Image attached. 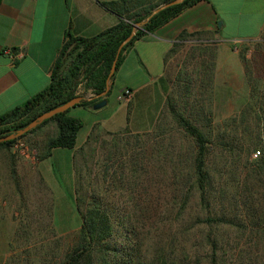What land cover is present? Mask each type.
Wrapping results in <instances>:
<instances>
[{
    "label": "rangeland",
    "instance_id": "374dc122",
    "mask_svg": "<svg viewBox=\"0 0 264 264\" xmlns=\"http://www.w3.org/2000/svg\"><path fill=\"white\" fill-rule=\"evenodd\" d=\"M215 49L213 44L187 46L174 53L176 73L168 94L175 99L177 110L194 124L204 129L212 128L214 133L225 131L226 136L234 135L242 142L250 136L264 142V40L235 48L239 57L241 53L246 55L248 71L256 77L254 92H251L246 75L239 78L216 74ZM241 62L246 72L242 59ZM141 105L138 102L136 112L142 110ZM54 126L53 122H48L35 132L19 137L27 147L26 153L18 150L16 140L8 147L0 146V264H54L61 259L78 231L58 233L61 230L53 225L48 208L54 209L56 224L67 221L64 219L70 216L69 202L59 193L65 188V182L50 181V188L35 168L36 159L43 153L42 145L54 133ZM92 139V144L102 145L94 153L89 151L91 167H88L84 181L90 186L86 196L94 192L104 204L121 207L118 212L139 218L138 231L159 230L162 219L175 215L170 203L173 182L181 186L184 181L180 176H173L172 165L166 160L165 153L176 161H183L177 164L178 167L188 169L195 149L192 137L165 105L149 131L121 132L115 136L104 134L103 137L99 134L93 135ZM257 154L256 150L248 153L245 148L241 153L231 155L227 150L211 146L210 158L212 166L222 172V177L215 173L220 181L233 187L247 178ZM93 161L96 162L94 166ZM53 164L54 172L59 174L57 165ZM106 165H110L107 172L104 171ZM133 168L139 169L134 172ZM257 186L255 194L258 198L249 205L263 213L264 183ZM135 200L139 208H135ZM239 206L241 213L246 212L242 199ZM195 210L193 201L187 209L188 214L186 211L187 216L196 213ZM68 222L80 224V219H69ZM234 234L227 233L229 238H234ZM252 243L247 235L240 239L243 251L250 248L259 256L264 245ZM233 245L231 242V251ZM246 257L245 254L244 264H260L256 260L248 263Z\"/></svg>",
    "mask_w": 264,
    "mask_h": 264
},
{
    "label": "trees",
    "instance_id": "16d2710c",
    "mask_svg": "<svg viewBox=\"0 0 264 264\" xmlns=\"http://www.w3.org/2000/svg\"><path fill=\"white\" fill-rule=\"evenodd\" d=\"M166 1L168 0H162ZM197 1L199 0H183L159 10L146 20L157 5L153 4L136 13L133 18L126 14L127 20L121 19L117 24L89 37L68 32L54 63L49 84L25 102L0 115V137L24 127L39 114L77 95H96L102 92L117 48L130 34L134 23L145 20L131 40L122 47L116 68L126 47L145 34L154 32ZM124 3L125 0H120L106 5L112 8L116 6L115 9L121 13V7L125 8ZM183 36L186 33H182L181 37ZM240 57L247 68L245 75L251 84V92H254L256 77L253 72L248 71L246 55L241 53ZM79 82H83L82 91L77 93ZM109 92L110 88L106 95ZM99 99L100 97L84 99L78 104L92 106ZM166 105L195 144L191 164L186 170L177 166L182 160L176 161L169 153H165L166 160L172 165L173 176H180L184 180L181 186L176 182L172 185L170 203L175 215L162 219L161 224L164 226L161 225L162 228L157 231L152 228L138 231L139 218L118 212L121 207L104 204L94 192L81 196L80 202L84 205L80 212V227L61 259L54 264H240L244 262L245 254L248 263L256 260L264 264V246L258 253L259 256L250 248L249 251H243L240 247V239L245 235L250 237L252 244L258 242L264 245V212L259 213L254 205H249L258 198L257 184L264 183L263 140L250 136L242 142L234 135L226 136L225 131L214 133L212 128L204 129L177 110L175 99L169 94ZM68 110L43 120L19 137L53 122L56 133L47 139L43 155H49L54 147L73 148L83 122L69 116ZM19 137L2 141L0 146L8 147ZM211 146L227 150L231 155L241 153L245 148L248 153L258 151L247 178L241 184L231 187L226 181H220L222 172L211 164ZM84 162L88 160L84 158ZM109 166L106 165L104 171L107 172ZM138 169L133 168V171ZM241 199L246 210L243 213L239 206ZM193 201L196 213L187 216V209ZM134 202L135 208H139L138 201ZM78 206L80 208V204ZM48 214L51 215V207L48 208ZM228 231L234 232L235 237L229 238ZM231 242L235 244L233 251L230 248Z\"/></svg>",
    "mask_w": 264,
    "mask_h": 264
},
{
    "label": "crops",
    "instance_id": "0c3cea01",
    "mask_svg": "<svg viewBox=\"0 0 264 264\" xmlns=\"http://www.w3.org/2000/svg\"><path fill=\"white\" fill-rule=\"evenodd\" d=\"M113 1L120 0H0V115L47 87L68 32L93 36L121 19L127 20L126 14L133 18L146 7L163 3L125 0L121 14L116 6L106 5ZM182 33L186 36L181 37ZM261 39L264 40V0H199L126 47L110 79L109 94L99 99L106 103L99 108L78 103L69 108L68 112L73 113L67 114L83 122L75 146L54 147L44 156V142L43 153L36 159L35 168L48 187L51 188L50 181L65 182L59 193L69 202L70 216L64 219L66 222L56 224L51 209L53 225L61 230L58 233L67 234L80 227L68 221L80 219L81 223L84 203L80 197L88 194L90 185L84 177L91 167L84 158L89 160V151L94 153L102 145L92 144V136L139 133L155 126L174 81V53L187 46L213 44L216 74L244 78L235 48ZM14 53H20V57L12 58ZM125 88L131 94L127 100H119ZM138 102L142 104L141 112H136ZM55 133L54 126L51 136ZM53 162L59 174L54 172Z\"/></svg>",
    "mask_w": 264,
    "mask_h": 264
},
{
    "label": "water",
    "instance_id": "95a60500",
    "mask_svg": "<svg viewBox=\"0 0 264 264\" xmlns=\"http://www.w3.org/2000/svg\"><path fill=\"white\" fill-rule=\"evenodd\" d=\"M182 1L183 0H168L166 2H163V3L159 4L158 6H156L155 8H153L151 10V13L147 16L146 20L149 19L151 15L157 13L159 10H161V9L167 7V6H170V5L178 4V3L182 2ZM144 21L134 23L133 27H132V31L130 32V34L119 44V46L117 48V51H116V55H115V57H114V59L112 61V64H111L109 72H108V75L106 77L105 89L102 92H100L99 94H96V95H77V96L71 98L70 100L66 101L65 103L60 104V105H58V106H56L54 108H51L50 110H47V111L39 114L35 119H33L31 122H29L24 127L19 128L16 131H13V132L5 135V136L0 137V142L19 137L20 135H22L25 132L29 131L30 129H32L36 125L40 124L43 120L55 115L56 113L63 112L66 109H69L70 107H72V106L76 105L77 103H79L81 100H84V99L90 100V99H93L95 97L105 96L107 94V92L109 91L110 79H111L112 75L114 74V71H115V68H116V63H117L119 54H120V52L122 50V47L128 41L131 40V38L135 34L136 30L141 27V25L144 23ZM105 103H106V100L105 99H101V100H99V101H97V102H95L93 104V108H99L102 105H104Z\"/></svg>",
    "mask_w": 264,
    "mask_h": 264
},
{
    "label": "built area",
    "instance_id": "2783aa9c",
    "mask_svg": "<svg viewBox=\"0 0 264 264\" xmlns=\"http://www.w3.org/2000/svg\"><path fill=\"white\" fill-rule=\"evenodd\" d=\"M15 57H20V53H14L12 55V58H15ZM80 86V87H79ZM82 91V83H80V85L77 86V90L76 92H81ZM131 94V90L129 88H125L124 90H122L119 95H118V99L119 100H127L128 97L130 96ZM15 146L18 148V150L21 152V153H26L25 151L27 150V147L26 145L24 144V142L20 141L19 138L16 139V144Z\"/></svg>",
    "mask_w": 264,
    "mask_h": 264
}]
</instances>
